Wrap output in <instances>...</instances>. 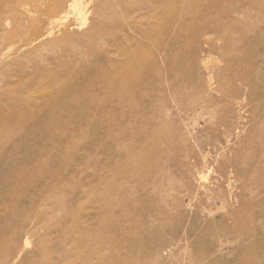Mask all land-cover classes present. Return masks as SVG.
Masks as SVG:
<instances>
[{
  "label": "rangeland",
  "instance_id": "rangeland-1",
  "mask_svg": "<svg viewBox=\"0 0 264 264\" xmlns=\"http://www.w3.org/2000/svg\"><path fill=\"white\" fill-rule=\"evenodd\" d=\"M258 1L181 0L154 39L158 0H77L61 24L69 0H0V112L21 122L0 150L1 264H264ZM136 45L127 99L88 87Z\"/></svg>",
  "mask_w": 264,
  "mask_h": 264
},
{
  "label": "bare ground",
  "instance_id": "bare-ground-1",
  "mask_svg": "<svg viewBox=\"0 0 264 264\" xmlns=\"http://www.w3.org/2000/svg\"><path fill=\"white\" fill-rule=\"evenodd\" d=\"M76 1L77 0H69V3L65 7H64L62 2L59 4H57V2H54L55 9L54 10L51 9L52 10L51 12H55L56 14L58 12L59 13L64 12L62 15H58V18H57L58 24H61V21H63V20L66 21V17L68 15L82 14L83 9L82 10L77 9L78 7H77ZM158 1H159L158 2L159 7L156 10L152 9L151 12H147V16L144 19V22H146L147 25L142 31H140L145 35V37H148V38L154 37V39H161L163 36L162 32L167 31L169 29L170 23L174 20L175 16L179 13L183 15V11L179 10L180 12L177 13L178 9L181 8V0H158ZM75 3H76V5H75ZM52 4H53V0H52ZM256 8H257L260 16L264 15V0H259ZM84 9H85V7H84ZM149 14L151 15V17L156 15L158 17V19L161 21L160 25L159 24H151L150 25L149 22L151 21V19H150ZM78 19L81 22V23H79V25H83L86 18L85 17L84 18L78 17ZM187 19H188V15H187V12H185L183 22L178 21L176 24L177 27H179V28L182 27L185 29L187 27V25H186ZM92 28H90V29H92L91 30L92 32H98L100 30L99 24H97L96 26H92ZM135 31H137V29ZM249 37L247 35H243L244 49L246 51L245 53L247 56H248L249 50L252 48V45H253V42H251V43L245 42V41H251L252 40ZM107 38H108L107 36H104V39H107ZM78 47H80V45ZM140 47H141V45H138V46L136 45L133 47L129 46L127 48V50L125 49L126 53H127L128 65L123 66V67L118 66L113 71L111 70L110 73H106L104 71L93 70V68L88 66L86 68V73H87L86 79H87L88 87H91V88L93 87V88L98 89L100 96L101 95H103L104 97L116 96L120 99L126 97V99H127L131 92L128 93L126 90L123 91L124 85H125L124 81L131 82L133 77H135L141 71L140 67L142 65H145V63L147 61V59L144 61V56L142 54ZM121 49H122V47H121ZM87 51H88V55H87L88 57H91L92 55L93 56L97 55L95 51H94V53H92V50H90L91 53L89 52V50H87ZM85 59H86L85 56L81 55V57H80L81 62L84 61ZM88 59H86V60H88ZM129 64H130V66H129ZM55 79H57V78L55 77ZM57 80H59L61 82L63 81L61 79H57ZM59 92H60V90L57 92V95ZM74 97H78V96L75 95ZM23 100L27 103H31L32 108L30 109L31 110L30 113L33 114L35 111H38L37 107H35L32 103V101H33L32 96H30V95L26 96L25 95ZM53 108H54L53 113L56 116H58L59 115L58 109L55 106H53ZM1 116L5 117L3 124L6 125V128L3 129L2 128L3 124L0 123V150L2 151V148L5 147L6 143L13 139L12 136H13L14 132L16 131V129L18 132L20 131L21 122H20V119L17 118V116H11V114L4 112V111H2V113L0 112V117ZM42 124L43 125H41L40 128L43 131H47L46 127H48V124L45 122H43ZM8 125H10L9 128L7 127ZM22 130L24 133L25 129L22 128L21 131ZM24 135H26V134H24ZM130 158L131 157L127 158L128 161L130 160ZM12 161H13L12 157H10L9 159L8 158L3 159V163H0V166H1L0 167V174L3 175L4 170L8 171L9 165ZM2 175H0V181H2L1 179L4 176V175L3 176ZM26 242H27V240H26ZM27 243H29V242H27ZM0 250H2V247H0ZM86 262H87V259L85 257V254L83 253L80 257H78L77 260H75V262L73 264H85ZM105 263H106V260H99V264H105ZM0 264H1V260H0Z\"/></svg>",
  "mask_w": 264,
  "mask_h": 264
}]
</instances>
